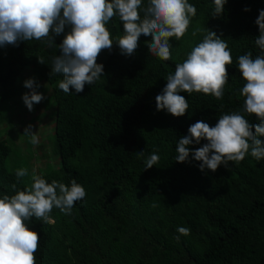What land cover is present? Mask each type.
<instances>
[{"label":"trees","instance_id":"obj_1","mask_svg":"<svg viewBox=\"0 0 264 264\" xmlns=\"http://www.w3.org/2000/svg\"><path fill=\"white\" fill-rule=\"evenodd\" d=\"M188 2L196 15L183 38H171L168 61L149 51L146 41L151 37L140 38L133 56L121 54L116 43L124 35L123 24L114 16L105 25L113 47L97 58L104 74L79 94L63 92V76L50 75L63 33L52 47L46 39L0 47V123L19 92L16 79L30 68L27 79L35 78L51 91L44 100H51L54 109L52 153L59 160L54 170L39 176L69 186L76 180L86 191L70 215L53 208L50 222L35 217L26 222L39 235L36 264H264V159L257 161L249 152L239 163L229 162L215 172L200 171V162L191 156L190 163L175 161L180 137L198 120L215 126L221 115L235 112L250 124L259 122L244 111L240 90L246 81L238 57L249 51L253 58L264 55L255 44V20L264 0H227L215 17L214 0ZM148 3L142 0L141 17ZM208 29L231 51L223 98L182 92L189 104L184 116L157 111L155 97L167 76ZM141 150L144 156L138 157ZM11 153L10 144L0 139V197L28 189L7 168ZM152 153L160 160L145 170ZM178 227L188 228L189 234L181 235Z\"/></svg>","mask_w":264,"mask_h":264},{"label":"clouds","instance_id":"obj_2","mask_svg":"<svg viewBox=\"0 0 264 264\" xmlns=\"http://www.w3.org/2000/svg\"><path fill=\"white\" fill-rule=\"evenodd\" d=\"M227 0H214L213 17L224 11ZM142 0H0V47L18 46L21 41L44 40L49 47L56 45L55 37L63 35L59 55L52 60L51 74H61L59 88L79 94L85 85L94 84L104 74V65L97 63L103 50H111L113 40L105 27L114 16L123 24L124 35L118 38L121 54L131 57L139 46L140 38L146 41L149 51L164 61L171 59V38L180 40L188 31L196 7L188 0H149L140 15ZM244 11H250L245 8ZM259 35L255 44L264 52V9L255 20ZM66 29H68L66 31ZM195 33H193L194 35ZM38 62L44 64L43 58ZM228 44L215 31L209 30L203 41L192 48L187 58L176 64L174 74L167 76L161 94L155 97L156 110L166 111L174 117L186 114L189 104L180 93L193 92L222 99L228 83L227 66L232 64ZM238 69L246 81L240 95L245 97L244 111L255 114L258 123L250 124L240 113L223 114L215 126L198 120L180 137L176 146L178 163H190L189 157L199 163V170L212 172L229 162L239 163L246 154L257 161L264 159V55L255 58L252 52L238 57ZM23 86L30 90L22 95L29 111L44 100L37 89L35 78L26 79ZM25 135L37 138L28 125ZM206 141L205 143H201ZM192 145H200L192 148ZM144 156V151L137 153ZM160 160L152 153L145 160V170ZM28 175L25 168L16 171L19 180ZM27 190H16L14 195L0 197V264H36L34 253L39 246V235L28 227L33 217L45 223L51 221L53 208L70 215L75 203L86 196V191L72 180L69 185L58 181L46 182L40 176L32 177ZM178 233L188 235L189 229L178 227ZM179 239V237H177Z\"/></svg>","mask_w":264,"mask_h":264},{"label":"rangeland","instance_id":"obj_3","mask_svg":"<svg viewBox=\"0 0 264 264\" xmlns=\"http://www.w3.org/2000/svg\"><path fill=\"white\" fill-rule=\"evenodd\" d=\"M30 75V68H25L16 79L19 92L11 102L8 117L0 123V139L7 141L12 148L7 168L15 172L21 168L27 169L28 175L21 178L27 188H30L33 176L42 175L48 169L54 170L59 161L52 153L54 109L49 105L51 100L34 104L32 111H29L22 101V95L30 90L24 88L21 83ZM38 84L40 87L37 91L44 95V99L47 98L51 94L49 86L42 82ZM28 125L32 126L37 138L36 143L32 142V135L24 134Z\"/></svg>","mask_w":264,"mask_h":264}]
</instances>
